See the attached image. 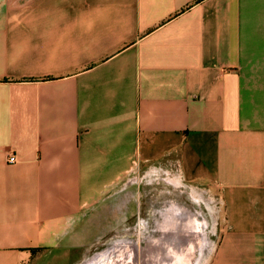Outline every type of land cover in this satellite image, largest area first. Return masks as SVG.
Returning <instances> with one entry per match:
<instances>
[{
  "label": "crops",
  "instance_id": "0c3cea01",
  "mask_svg": "<svg viewBox=\"0 0 264 264\" xmlns=\"http://www.w3.org/2000/svg\"><path fill=\"white\" fill-rule=\"evenodd\" d=\"M171 171L216 191L202 264H264V0H0V264L117 260Z\"/></svg>",
  "mask_w": 264,
  "mask_h": 264
},
{
  "label": "rangeland",
  "instance_id": "374dc122",
  "mask_svg": "<svg viewBox=\"0 0 264 264\" xmlns=\"http://www.w3.org/2000/svg\"><path fill=\"white\" fill-rule=\"evenodd\" d=\"M173 174H165V179L164 174L139 175L132 185L134 207L128 220L132 223L127 229L111 231L89 254H122L115 261L103 257L100 264H163L179 256L185 257L183 264L205 262L224 221L216 191L201 185L175 186L168 181Z\"/></svg>",
  "mask_w": 264,
  "mask_h": 264
},
{
  "label": "built area",
  "instance_id": "2783aa9c",
  "mask_svg": "<svg viewBox=\"0 0 264 264\" xmlns=\"http://www.w3.org/2000/svg\"><path fill=\"white\" fill-rule=\"evenodd\" d=\"M8 161H9L10 163H13V162L15 161V157H13V156L9 157Z\"/></svg>",
  "mask_w": 264,
  "mask_h": 264
}]
</instances>
